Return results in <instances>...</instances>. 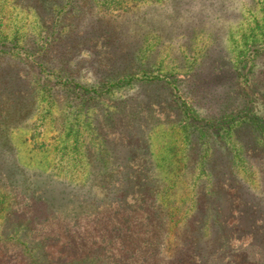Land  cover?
I'll use <instances>...</instances> for the list:
<instances>
[{
	"label": "rangeland",
	"instance_id": "rangeland-1",
	"mask_svg": "<svg viewBox=\"0 0 264 264\" xmlns=\"http://www.w3.org/2000/svg\"><path fill=\"white\" fill-rule=\"evenodd\" d=\"M242 124L246 151L230 141ZM260 147L264 0H0L2 238L78 230L138 170L174 228L122 264H264Z\"/></svg>",
	"mask_w": 264,
	"mask_h": 264
},
{
	"label": "trees",
	"instance_id": "trees-1",
	"mask_svg": "<svg viewBox=\"0 0 264 264\" xmlns=\"http://www.w3.org/2000/svg\"><path fill=\"white\" fill-rule=\"evenodd\" d=\"M47 46H51V44H47ZM26 54L29 56V52ZM84 90L82 88V92H85ZM249 127V125L242 124V127L238 125V128L233 130L230 141L236 144L240 151L252 148L251 143L255 141L254 139L247 141L241 135V130H246ZM260 148L264 149V147ZM227 157H229L228 162H231V154H227ZM198 158H200L198 164L202 168L215 164L214 160H211L214 158L213 156H209L207 160L201 156ZM202 158L206 163L201 161ZM244 162L246 161L244 160ZM222 171L223 169L219 174H208L207 183L210 184L209 189H211L208 195L211 197L216 198L222 193L221 188H224L225 184L222 183L220 174L226 175ZM128 177L133 180L130 189L121 191V195L117 197L116 201H112L104 207H97L96 211H98L91 221L84 227H79L78 230L74 226L69 227V231L61 230L57 233L44 230L22 231L20 236L9 238H2L0 235V264H84L85 262L100 264L98 259L102 260L105 255L108 258L105 260V264H122L120 258L130 255L133 251H135L136 257L145 256L146 251L142 249L130 251L133 241L137 242L138 238L147 236L146 246L154 249L157 247L156 241L159 240L160 231H172L174 224H172V220L168 221L170 213L169 215L166 212L163 213L161 202L158 201L160 189H154L151 185L152 177L147 172L138 170L131 172ZM142 177H144L143 182ZM201 188L199 187L200 191ZM225 188L227 187L225 186ZM199 190L195 189L193 192L190 205L193 210L202 207L204 213L208 214L213 208ZM224 192L228 194L227 191ZM160 197L163 198V195ZM196 205L199 207H195ZM228 210L229 208H223L222 213L227 214ZM192 218L193 216L187 224L185 221H179L180 231H196L194 229L196 224L191 221ZM206 222L208 223V221ZM88 231H92V235ZM146 231L149 232L146 233ZM113 235H117L115 242L129 244V248L123 249L122 245L114 247V244H110L109 241ZM101 245H108L103 251L104 253H100V250L95 248L101 247Z\"/></svg>",
	"mask_w": 264,
	"mask_h": 264
}]
</instances>
